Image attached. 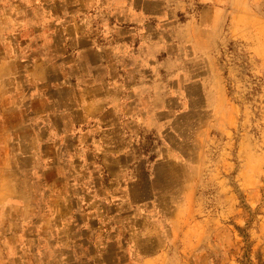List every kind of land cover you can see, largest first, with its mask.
Wrapping results in <instances>:
<instances>
[{"label": "rangeland", "instance_id": "374dc122", "mask_svg": "<svg viewBox=\"0 0 264 264\" xmlns=\"http://www.w3.org/2000/svg\"><path fill=\"white\" fill-rule=\"evenodd\" d=\"M181 1L188 12L179 22L205 24L197 37L216 76L209 95L198 93L189 114L176 119L175 132H139L133 154L166 158L153 180L140 175L132 201L117 173L133 159L117 160L106 175L98 134L79 140L66 133L70 88H43L40 102L22 68L0 62V175L10 168L22 190L39 195L20 239L9 235L19 210L0 207V264H264V0ZM12 5L0 0V11ZM11 40L0 38V59L21 52V41ZM36 48L40 58L63 53L61 41L54 51ZM182 53L195 54L192 47ZM55 72L59 82L64 75ZM38 134L46 140L39 168H53L37 183L30 172L38 162L29 155Z\"/></svg>", "mask_w": 264, "mask_h": 264}, {"label": "crops", "instance_id": "0c3cea01", "mask_svg": "<svg viewBox=\"0 0 264 264\" xmlns=\"http://www.w3.org/2000/svg\"><path fill=\"white\" fill-rule=\"evenodd\" d=\"M7 1L13 5L0 11V20H5V34L0 38L7 42L17 38L21 52L6 51L7 57L0 62L18 64L40 89V102L45 99L43 88H70L71 102L64 108V114L70 117L66 133L79 140L83 135L98 134L94 142L102 150L106 175L114 172L111 166L117 160L133 159L117 173L126 176L127 187L122 189L132 201V193L141 183L140 175L152 179L162 167V158H166H153L147 152L133 154L139 132H175L176 119L189 114L196 95L206 97L210 93L209 80L216 76V69L204 49L206 41L197 37L205 24L179 22L188 12L181 0H101V8L99 0H69V6L65 0ZM98 15L101 22H91ZM58 41L62 42L63 53L48 51L42 52L41 58L34 56L37 46L48 45L54 51ZM188 47L195 52L191 58L182 53ZM55 69L64 75L59 82ZM41 120L32 126L38 129ZM54 135L53 142L59 143ZM33 140L38 142V149L29 156L38 166H33L30 174L38 183L43 172L53 166L39 168L46 160L41 153L46 140L39 134ZM8 169L0 175V207L19 210L20 215L9 220V235L20 239L23 234L19 225L33 224L39 195L34 190H22ZM109 198L120 197L105 196V200ZM7 243L6 247L14 245L15 251L17 244Z\"/></svg>", "mask_w": 264, "mask_h": 264}]
</instances>
